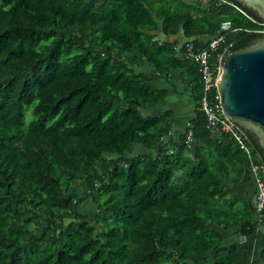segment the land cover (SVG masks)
<instances>
[{
    "label": "trees",
    "instance_id": "1",
    "mask_svg": "<svg viewBox=\"0 0 264 264\" xmlns=\"http://www.w3.org/2000/svg\"><path fill=\"white\" fill-rule=\"evenodd\" d=\"M222 1L0 0V264H247L245 246L223 238L258 229L248 264H264L246 156L206 129L199 75L180 56L222 21L234 31L213 59L262 38L254 11ZM173 73L193 102L176 142L173 114L152 111Z\"/></svg>",
    "mask_w": 264,
    "mask_h": 264
},
{
    "label": "water",
    "instance_id": "2",
    "mask_svg": "<svg viewBox=\"0 0 264 264\" xmlns=\"http://www.w3.org/2000/svg\"><path fill=\"white\" fill-rule=\"evenodd\" d=\"M235 1L264 22V0ZM215 87L222 117L264 155V33L249 46L222 51L216 62Z\"/></svg>",
    "mask_w": 264,
    "mask_h": 264
},
{
    "label": "built area",
    "instance_id": "3",
    "mask_svg": "<svg viewBox=\"0 0 264 264\" xmlns=\"http://www.w3.org/2000/svg\"><path fill=\"white\" fill-rule=\"evenodd\" d=\"M194 2L196 0H186ZM217 4H225L222 0H213ZM242 15L244 13L240 11ZM247 17V16H245ZM264 27V24H262ZM228 21H222L219 24L217 35L211 38L205 46L196 48L191 42L184 44L181 58L190 63L199 75L201 85V95L198 100V108L202 112L205 120V127L211 132H218L227 135L237 145L247 159V173L253 186L252 202L254 206L255 221L260 223L261 215L264 211V174L263 166L258 164L252 154L249 146L245 143V138L240 131L230 122L222 117L219 96L215 87L216 62L218 56L213 59L219 45L223 43V34L232 32ZM264 32V30L262 31ZM228 47L224 50H229ZM223 50V51H224ZM190 132H187L185 143H190Z\"/></svg>",
    "mask_w": 264,
    "mask_h": 264
},
{
    "label": "crops",
    "instance_id": "4",
    "mask_svg": "<svg viewBox=\"0 0 264 264\" xmlns=\"http://www.w3.org/2000/svg\"><path fill=\"white\" fill-rule=\"evenodd\" d=\"M184 2L193 5L196 8H203L208 5L210 0H196L194 2L183 0ZM210 3V2H209ZM156 38L160 41L165 40V37L161 35L158 31L156 32ZM170 41H177L178 43H182L183 39L181 34H178L175 38H169ZM205 40V39H204ZM138 71H142L147 75H151L152 70L147 65H143L141 69ZM156 86L163 88L167 91V96L161 100L156 109L152 110L153 113L158 111H170L173 114V121L171 124L170 135L174 142L178 140L180 134H182L185 125L193 116V102L191 100L190 89L189 87L182 81L181 78L176 73L171 74L166 81L158 80L155 84ZM143 149L141 147H137L135 149L134 154L137 152H142ZM236 192L241 193L242 188L240 186H236ZM258 229L255 235H252L249 238H242L236 233H226L223 238V243L225 245H231L233 243L242 244L245 246L244 251V260L245 262H251L256 259L257 253L260 249L261 242L263 236L261 235V231Z\"/></svg>",
    "mask_w": 264,
    "mask_h": 264
},
{
    "label": "rangeland",
    "instance_id": "5",
    "mask_svg": "<svg viewBox=\"0 0 264 264\" xmlns=\"http://www.w3.org/2000/svg\"><path fill=\"white\" fill-rule=\"evenodd\" d=\"M27 110H30V109H25V111ZM75 193H77L78 195H80L81 193H83L84 191V187L82 184H79L78 186L75 187ZM91 208V205L88 204L87 202H85L84 204L80 205L78 207V211L82 214H85V215H89L90 217L92 216V212H90V209Z\"/></svg>",
    "mask_w": 264,
    "mask_h": 264
}]
</instances>
